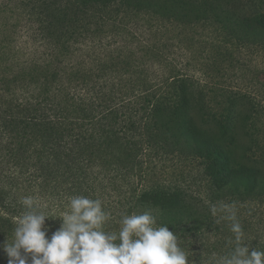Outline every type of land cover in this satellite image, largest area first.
<instances>
[{"label":"trees","instance_id":"trees-1","mask_svg":"<svg viewBox=\"0 0 264 264\" xmlns=\"http://www.w3.org/2000/svg\"><path fill=\"white\" fill-rule=\"evenodd\" d=\"M206 30L264 58V0H0V245L25 197L55 218L87 196L111 213L109 231L150 210L190 264L232 253L233 213L250 250H264V163L246 162L263 116L171 61ZM151 155L191 158L198 178L147 186Z\"/></svg>","mask_w":264,"mask_h":264},{"label":"clouds","instance_id":"clouds-1","mask_svg":"<svg viewBox=\"0 0 264 264\" xmlns=\"http://www.w3.org/2000/svg\"><path fill=\"white\" fill-rule=\"evenodd\" d=\"M22 204L25 212L11 237L0 245L7 264H190L177 234L167 225H158L150 210L122 215L119 230L109 231L105 225L112 215L99 199L72 197L69 210L55 218L32 197H25ZM57 218L58 228L45 224ZM229 219L236 246L221 264H264V250H250L235 214Z\"/></svg>","mask_w":264,"mask_h":264},{"label":"rangeland","instance_id":"rangeland-1","mask_svg":"<svg viewBox=\"0 0 264 264\" xmlns=\"http://www.w3.org/2000/svg\"><path fill=\"white\" fill-rule=\"evenodd\" d=\"M209 34L210 31L207 30L198 31L192 35V44L173 48L171 61L178 69L187 67L189 69L187 73L192 75L205 90H209L212 96L221 99V95L223 97L245 95L246 99L255 105L256 112L263 116V124L251 130L256 143L255 145L250 143L247 137H242L241 141L249 142L251 147L247 157L249 161L246 160L248 164H254L256 161L264 163V77L262 76L264 58L257 53L247 54L246 49L236 50L233 45H227L234 58H239L249 69L244 73L237 64H233L234 68H232L233 61H223L218 54L216 55L219 48H221L220 53L227 50L223 38L216 34L212 39ZM152 76L158 77V74L153 72ZM147 160H149L145 165L149 174L146 177L147 186L152 182L170 186L179 184L178 181L180 182L182 178H198L196 161L186 156L151 155Z\"/></svg>","mask_w":264,"mask_h":264}]
</instances>
